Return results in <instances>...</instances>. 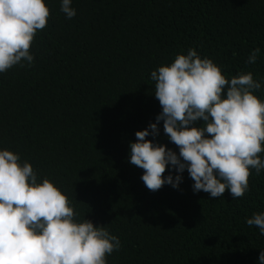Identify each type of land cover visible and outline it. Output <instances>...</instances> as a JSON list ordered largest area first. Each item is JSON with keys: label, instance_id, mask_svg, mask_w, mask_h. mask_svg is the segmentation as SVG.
Here are the masks:
<instances>
[{"label": "trees", "instance_id": "trees-1", "mask_svg": "<svg viewBox=\"0 0 264 264\" xmlns=\"http://www.w3.org/2000/svg\"><path fill=\"white\" fill-rule=\"evenodd\" d=\"M44 2L50 17L31 66L0 73V150L29 162L37 182H53L77 221L119 238L106 264H259L264 236L245 220L264 212V170H251L243 197L212 198L193 192L187 170L178 188L149 191L128 157L135 132L162 110L150 73L177 54L193 48L227 79L251 72L264 81V0H72V19L61 0ZM254 94L264 100V82ZM158 129L146 139L178 155L162 121Z\"/></svg>", "mask_w": 264, "mask_h": 264}, {"label": "clouds", "instance_id": "clouds-1", "mask_svg": "<svg viewBox=\"0 0 264 264\" xmlns=\"http://www.w3.org/2000/svg\"><path fill=\"white\" fill-rule=\"evenodd\" d=\"M72 0H61L60 11L72 19ZM50 9L44 0H0V73L22 61L31 66V46L47 26ZM260 48L246 64H255ZM154 96L161 106L155 123L135 132L129 143L128 162L143 169L141 180L149 191L165 184L178 188L183 173L194 182L193 192L232 199L249 190L254 169L264 170V100L254 92L264 81L251 72L227 79L210 58L189 48L168 65L151 71ZM179 150L146 139L155 137L158 124ZM202 121L200 126H195ZM171 166L177 175L164 176ZM69 198L53 182H37L32 165L18 153L0 150V264H106L107 256L121 248L120 240L104 226L77 221ZM264 236V212L246 218ZM264 264V250L258 256Z\"/></svg>", "mask_w": 264, "mask_h": 264}]
</instances>
